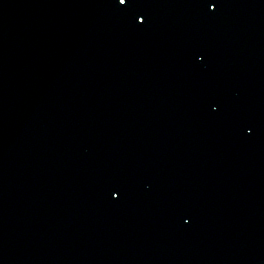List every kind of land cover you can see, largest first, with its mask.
<instances>
[{
    "label": "water",
    "instance_id": "water-1",
    "mask_svg": "<svg viewBox=\"0 0 264 264\" xmlns=\"http://www.w3.org/2000/svg\"><path fill=\"white\" fill-rule=\"evenodd\" d=\"M118 264H264V0H155Z\"/></svg>",
    "mask_w": 264,
    "mask_h": 264
}]
</instances>
